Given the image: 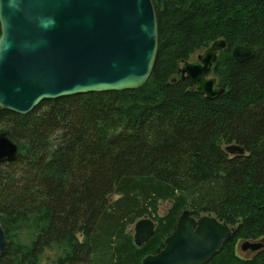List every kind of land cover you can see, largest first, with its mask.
<instances>
[{"label": "trees", "instance_id": "1", "mask_svg": "<svg viewBox=\"0 0 264 264\" xmlns=\"http://www.w3.org/2000/svg\"><path fill=\"white\" fill-rule=\"evenodd\" d=\"M152 4L159 46L141 88L43 101L27 115L0 109V133L19 151L0 164V264H141L184 211L235 229L208 264H264V248L237 252L264 242V0ZM217 40L226 49L209 74L223 92L211 101L179 70ZM238 46L252 57L235 62ZM231 144L245 155H227ZM142 218L156 229L138 249L129 228Z\"/></svg>", "mask_w": 264, "mask_h": 264}, {"label": "water", "instance_id": "2", "mask_svg": "<svg viewBox=\"0 0 264 264\" xmlns=\"http://www.w3.org/2000/svg\"><path fill=\"white\" fill-rule=\"evenodd\" d=\"M50 17L55 26L44 30L41 21ZM0 43L7 48L0 57V109L27 115L43 101L141 88L153 71L159 37L152 0H15V6L0 0ZM225 49L226 42L217 40L179 70L181 79L207 100L223 92L209 73ZM252 55L240 46L231 52L237 63ZM18 153L17 144L0 133V164L14 162ZM225 153L244 156L245 150L231 144ZM155 229L152 220L136 222L134 245L140 249ZM234 233L214 217L194 218L184 211L163 249L141 264H208ZM239 248L254 253L264 242H244ZM6 250L0 221V256Z\"/></svg>", "mask_w": 264, "mask_h": 264}, {"label": "rangeland", "instance_id": "3", "mask_svg": "<svg viewBox=\"0 0 264 264\" xmlns=\"http://www.w3.org/2000/svg\"><path fill=\"white\" fill-rule=\"evenodd\" d=\"M203 51H204V50H203ZM203 51H200V52L196 53V54L194 55L193 59H192L190 62L196 61L197 56H198L199 54H201ZM209 77H213V76L209 75ZM224 150H225V149H224ZM113 199L115 200L116 197L113 198ZM169 207H170V204H168V203H162V204H160L159 207H158V217H164V216L166 215L167 210L169 209ZM142 219H145V218H142ZM146 219H149V218H146ZM152 220H153V219H152ZM153 222H154V221H153ZM133 229H134V225L131 226V227L129 228V231H130L132 237H133V234H134ZM237 252H238V254H239L242 258H248V257H250V256L252 255L251 252H242V251L239 249V246L237 247ZM51 254H52V253L49 252V253H47L46 255H47V256H50Z\"/></svg>", "mask_w": 264, "mask_h": 264}, {"label": "clouds", "instance_id": "4", "mask_svg": "<svg viewBox=\"0 0 264 264\" xmlns=\"http://www.w3.org/2000/svg\"><path fill=\"white\" fill-rule=\"evenodd\" d=\"M10 5L15 6V0H9ZM41 28L44 30H48L55 26V19L54 18H47L43 19L40 24ZM7 50L6 46L0 43V57L3 56V53Z\"/></svg>", "mask_w": 264, "mask_h": 264}, {"label": "bare ground", "instance_id": "5", "mask_svg": "<svg viewBox=\"0 0 264 264\" xmlns=\"http://www.w3.org/2000/svg\"><path fill=\"white\" fill-rule=\"evenodd\" d=\"M233 49H234V48H233ZM233 49H232V50H233ZM231 52H232V51H231ZM145 219H146V218H145ZM141 220H144V219H140V220H138V221H141ZM149 220H150V219H149ZM138 221H137V222H138ZM254 243H259V242H254ZM260 243H261V242H260ZM239 247H240V244H239ZM239 249H240V248H239ZM248 252H249V251H248ZM251 253H252V252H251Z\"/></svg>", "mask_w": 264, "mask_h": 264}]
</instances>
